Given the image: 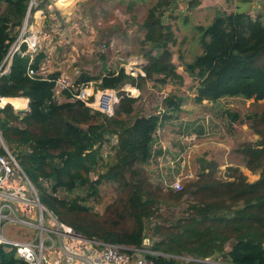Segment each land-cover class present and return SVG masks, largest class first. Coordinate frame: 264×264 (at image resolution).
<instances>
[{
  "label": "trees",
  "instance_id": "trees-1",
  "mask_svg": "<svg viewBox=\"0 0 264 264\" xmlns=\"http://www.w3.org/2000/svg\"><path fill=\"white\" fill-rule=\"evenodd\" d=\"M28 2L0 0V66L17 38L19 31L16 30L23 24ZM176 3L177 0H157L147 10L141 25L144 43L154 53L148 55L143 73L147 79L162 77L158 79L161 84L167 79H181L172 63L173 31L163 20L164 14L175 8ZM44 6L39 2L31 12L43 10ZM48 10L50 15L53 8L48 6ZM262 17L259 14L252 18L244 12L219 13L208 26L196 27L202 52L185 65V72L198 80L195 102L223 98L264 101ZM42 59V53H38L32 67L38 69ZM28 63V57L16 54L8 73L0 77V98H24L29 102L27 114L16 113L10 105L0 109V133L21 170L37 189L40 203L59 221L90 240L141 248L147 222L155 217L159 205L190 196L192 201L186 216L170 227L154 224V234L162 238L151 247L158 255L147 254V259L154 264H205L198 259L221 254V263L214 264H264V128L255 129L260 139L254 144L242 145L240 151L245 166L260 172L257 181L247 182L237 170L229 174L234 178L232 181H221L205 172L181 192L163 193L150 185L141 166L152 158L154 135L167 120L168 111L163 115L137 117L131 122L126 117L133 114L136 99L132 97H122L111 118L92 112L80 102L59 104L53 99V83L26 76ZM57 76L53 74L49 78ZM89 81L82 76L77 83ZM134 81L120 70L117 75L108 73L101 77L96 85L102 90H118L126 84L133 85ZM164 102L167 109L178 110L181 100L167 98ZM100 116L104 117L101 119L104 123L100 122ZM229 117L231 123L239 118L230 113ZM14 121L24 126H14ZM107 133L117 136L114 164L96 181L83 179L79 171L88 172L86 162L89 157L93 159V147L101 144ZM0 154H5L2 148ZM103 181L117 183L119 187V198L106 212L105 220L90 217L88 208L76 201L54 196L59 189L72 191L85 184L94 191ZM17 182L20 183L19 178ZM45 183L50 184L49 188ZM125 218L132 221L127 229L122 227ZM230 240V249L224 252ZM176 256L193 259L181 261ZM20 262L14 251L0 245V264Z\"/></svg>",
  "mask_w": 264,
  "mask_h": 264
},
{
  "label": "rangeland",
  "instance_id": "rangeland-1",
  "mask_svg": "<svg viewBox=\"0 0 264 264\" xmlns=\"http://www.w3.org/2000/svg\"><path fill=\"white\" fill-rule=\"evenodd\" d=\"M156 2L157 0H41L40 3L45 4L43 10L31 12L28 18L30 30L40 31L41 46L38 53L43 55L40 66L46 69L49 76L55 74L58 75L56 78L61 75L67 77L68 83L74 87L86 83H77L82 76L97 84L108 73L117 75L120 72L121 57H133L137 62L136 68L143 71L148 55L154 53L144 43L141 25L147 10ZM245 2L177 0L176 7L167 11L163 20L173 31L175 44L170 47V51L172 63L181 79H167L161 84L158 79L162 77L147 79L144 75L136 78L133 85L126 84L118 90L112 89L117 97L113 112L122 97L136 99L133 114L126 117L131 122L137 117L163 115L168 111L167 120L162 122L154 135L152 158L141 166L150 185L161 189L163 193L178 192L166 188L161 179L167 185L179 182L182 191L205 172L221 181H232L234 178L229 176L232 170L241 173L249 183L259 178V171H250L245 166L240 151L242 145L254 144L260 139L255 129L264 128V101L255 103L253 100L223 98L215 102L203 100L197 103L194 97L198 80L185 72V65L202 52L196 27L208 26L219 13L235 12L247 13L252 18L262 14L264 23V0ZM48 6L53 8L50 15ZM37 12L40 13L39 18ZM21 27L16 31L20 32ZM127 89L136 92L131 94ZM167 98L180 99L179 109H167L164 102ZM57 100L60 104L65 103L67 98ZM5 106H0V109ZM229 113L238 115L237 122L231 123ZM112 116L113 113L105 117ZM99 118L104 123L101 120L104 117ZM13 125L24 126L20 121H14ZM116 147L117 136L105 134L102 143L93 147V159L89 157L86 162L88 172L79 171L80 176L83 179L89 178L91 182L96 181L99 175L114 164ZM0 148L5 154L8 152L12 156L2 137ZM45 186L49 188L50 184L45 183ZM54 196L66 201H76L88 208L90 217L105 220L106 212L119 198V187L117 183L103 181L94 191L85 184L72 191L59 189ZM190 201V196H183L179 201L168 200L166 204L159 205V211L147 222L144 232L142 246L148 254L158 255L151 251V247L154 241L162 238V235L154 234V224L170 227L186 216ZM13 216L23 219L22 213L17 210H14ZM36 219V216H32L28 220L36 222ZM125 220L122 227L127 229L132 221L129 218ZM20 228L11 225L13 231L21 234ZM231 242L230 240L225 245L224 252L230 249ZM221 257L220 254L198 260L214 264L221 263ZM175 258L181 261L193 259L189 256Z\"/></svg>",
  "mask_w": 264,
  "mask_h": 264
},
{
  "label": "built area",
  "instance_id": "built-area-1",
  "mask_svg": "<svg viewBox=\"0 0 264 264\" xmlns=\"http://www.w3.org/2000/svg\"><path fill=\"white\" fill-rule=\"evenodd\" d=\"M40 1L29 0L20 32L0 66V77L8 73L14 55L17 54L21 58L28 57L29 67L26 76L32 80L53 83L54 101L58 102L57 99L66 98L68 93L67 102H80L92 112L105 116L112 115L113 107L117 102L113 90H102L94 82H86L74 87L63 75L50 79L49 73L47 74L43 66L39 65L38 69L32 67L41 46L40 31L30 30L28 18L31 10L37 8ZM119 61L120 70L125 75L133 79L144 76L141 68H136L137 62L133 57L128 59L121 57ZM126 91L131 94L136 92L129 89ZM11 178H19L20 184L16 183L17 186H13L10 184ZM161 181L165 183L166 188L173 191L179 192L182 189L179 182L174 181L167 185L165 180L161 179ZM14 210L21 212L23 219L14 217ZM32 216H36V222L28 220ZM11 225L21 227L19 230L24 233L25 238L11 239L6 232V228L11 229ZM0 245L6 250L14 251L15 257L21 261L19 264H154L144 257L149 252L143 246L123 247L90 240L59 221L40 203L36 188L8 152L4 155L0 154Z\"/></svg>",
  "mask_w": 264,
  "mask_h": 264
},
{
  "label": "bare ground",
  "instance_id": "bare-ground-1",
  "mask_svg": "<svg viewBox=\"0 0 264 264\" xmlns=\"http://www.w3.org/2000/svg\"><path fill=\"white\" fill-rule=\"evenodd\" d=\"M39 18L38 12L36 13ZM27 101L25 99H4L0 98V106L10 104L14 109H22L25 107Z\"/></svg>",
  "mask_w": 264,
  "mask_h": 264
},
{
  "label": "crops",
  "instance_id": "crops-1",
  "mask_svg": "<svg viewBox=\"0 0 264 264\" xmlns=\"http://www.w3.org/2000/svg\"><path fill=\"white\" fill-rule=\"evenodd\" d=\"M22 99V98H21ZM18 184H20L19 182H17ZM10 184H12L13 186H17L16 185V178H11L10 179ZM6 232L10 235V238H12V239H21V238H25V235H24V233L22 232L21 234L19 233V232H15V230L13 231L12 229H10V228H6Z\"/></svg>",
  "mask_w": 264,
  "mask_h": 264
},
{
  "label": "water",
  "instance_id": "water-1",
  "mask_svg": "<svg viewBox=\"0 0 264 264\" xmlns=\"http://www.w3.org/2000/svg\"><path fill=\"white\" fill-rule=\"evenodd\" d=\"M14 111L16 113H18V114H27L28 111H29V102L27 101L26 108H23V109H15Z\"/></svg>",
  "mask_w": 264,
  "mask_h": 264
}]
</instances>
